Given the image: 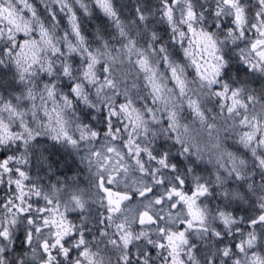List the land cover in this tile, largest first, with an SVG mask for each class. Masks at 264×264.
<instances>
[{"label": "clouds", "instance_id": "clouds-1", "mask_svg": "<svg viewBox=\"0 0 264 264\" xmlns=\"http://www.w3.org/2000/svg\"><path fill=\"white\" fill-rule=\"evenodd\" d=\"M0 264H264V0H0Z\"/></svg>", "mask_w": 264, "mask_h": 264}]
</instances>
